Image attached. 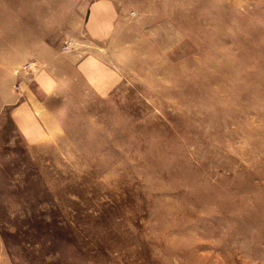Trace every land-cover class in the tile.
Returning a JSON list of instances; mask_svg holds the SVG:
<instances>
[{"label": "rangeland", "instance_id": "rangeland-1", "mask_svg": "<svg viewBox=\"0 0 264 264\" xmlns=\"http://www.w3.org/2000/svg\"><path fill=\"white\" fill-rule=\"evenodd\" d=\"M76 1L0 0V264H264V0H115L118 87L56 91L30 145L15 72Z\"/></svg>", "mask_w": 264, "mask_h": 264}, {"label": "crops", "instance_id": "crops-1", "mask_svg": "<svg viewBox=\"0 0 264 264\" xmlns=\"http://www.w3.org/2000/svg\"><path fill=\"white\" fill-rule=\"evenodd\" d=\"M74 4L75 9L83 11L84 19L81 34L67 35L72 46L64 49L66 35L63 33L64 36L44 46L37 55L33 61L37 64L36 70L15 72L16 89L12 97L15 107L10 117L17 132L30 145L49 138V97L56 91L77 90L81 84L102 95L118 87L121 79L120 71L111 60L98 51V44L107 42L122 29L128 15L118 8L115 0H78ZM143 34L162 48L161 23L145 27Z\"/></svg>", "mask_w": 264, "mask_h": 264}, {"label": "built area", "instance_id": "built-area-1", "mask_svg": "<svg viewBox=\"0 0 264 264\" xmlns=\"http://www.w3.org/2000/svg\"><path fill=\"white\" fill-rule=\"evenodd\" d=\"M70 46H72V41H68L64 46V49L68 50ZM36 68H37V64L35 62H32V64H27L24 69L33 72L34 70H36Z\"/></svg>", "mask_w": 264, "mask_h": 264}, {"label": "bare ground", "instance_id": "bare-ground-1", "mask_svg": "<svg viewBox=\"0 0 264 264\" xmlns=\"http://www.w3.org/2000/svg\"><path fill=\"white\" fill-rule=\"evenodd\" d=\"M252 220V219H251ZM190 253V252H189ZM189 255V254H188ZM207 256V255H206ZM205 255L203 256L204 258L206 257ZM209 257V256H208ZM204 262H206V260L204 261ZM215 262V261H214ZM223 262V261H222ZM243 263V262H242ZM199 264H209V263H199ZM213 264V263H212ZM223 264V263H222Z\"/></svg>", "mask_w": 264, "mask_h": 264}]
</instances>
